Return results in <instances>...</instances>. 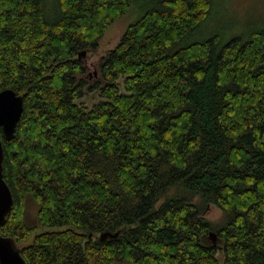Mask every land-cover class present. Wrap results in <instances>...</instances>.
I'll return each mask as SVG.
<instances>
[{
  "label": "trees",
  "instance_id": "16d2710c",
  "mask_svg": "<svg viewBox=\"0 0 264 264\" xmlns=\"http://www.w3.org/2000/svg\"><path fill=\"white\" fill-rule=\"evenodd\" d=\"M146 1L87 106L79 52L131 0H57L55 18L45 0H0V90L24 95L14 138L0 127L14 195L0 232L31 239L26 264H264V27L201 38L213 0Z\"/></svg>",
  "mask_w": 264,
  "mask_h": 264
},
{
  "label": "rangeland",
  "instance_id": "374dc122",
  "mask_svg": "<svg viewBox=\"0 0 264 264\" xmlns=\"http://www.w3.org/2000/svg\"><path fill=\"white\" fill-rule=\"evenodd\" d=\"M145 2L147 1L131 0L132 7L137 10L129 11L130 13L116 21L100 39L98 46L82 57L85 66L82 77L86 79L89 89H86V94L80 99V103L91 106L100 99L99 92L91 88L102 81L99 71L101 59L117 45L126 27L138 18V11L142 12ZM45 3L49 17L55 18L57 0H45ZM259 26L264 27V0H213L211 13L203 22L198 37L205 38L216 32L223 33L227 38L233 35L245 36ZM37 209L34 202L28 203L27 216L31 222L36 219ZM222 215V210L214 204H210L205 210V216L216 223L221 222ZM61 228L63 227H42L37 232ZM29 241L30 239L27 240Z\"/></svg>",
  "mask_w": 264,
  "mask_h": 264
},
{
  "label": "water",
  "instance_id": "95a60500",
  "mask_svg": "<svg viewBox=\"0 0 264 264\" xmlns=\"http://www.w3.org/2000/svg\"><path fill=\"white\" fill-rule=\"evenodd\" d=\"M86 51L79 52V58H82ZM24 111V95L17 93L12 88L0 90V127L3 130L5 138L11 140L16 133L17 124ZM4 145L0 137V228L6 223L14 205V195L10 185L4 177ZM120 231L112 233L104 231L100 233L101 239L107 237H117ZM211 236L216 238L211 232ZM31 240V239H30ZM217 241V240H215ZM26 242L18 244L12 237L5 236L0 232V264H26L20 248L25 246Z\"/></svg>",
  "mask_w": 264,
  "mask_h": 264
}]
</instances>
